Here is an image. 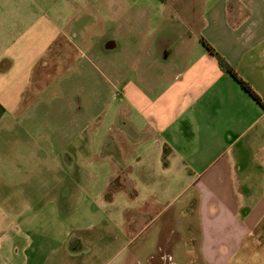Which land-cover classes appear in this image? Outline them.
Wrapping results in <instances>:
<instances>
[{
    "label": "crops",
    "instance_id": "obj_1",
    "mask_svg": "<svg viewBox=\"0 0 264 264\" xmlns=\"http://www.w3.org/2000/svg\"><path fill=\"white\" fill-rule=\"evenodd\" d=\"M151 1L0 0V264H264V0Z\"/></svg>",
    "mask_w": 264,
    "mask_h": 264
},
{
    "label": "rangeland",
    "instance_id": "obj_2",
    "mask_svg": "<svg viewBox=\"0 0 264 264\" xmlns=\"http://www.w3.org/2000/svg\"><path fill=\"white\" fill-rule=\"evenodd\" d=\"M77 1V4L81 7H86L84 4L85 3H88V7H90V11L91 13H87V14H81L82 16V26H84L89 34H92V35H99L98 38L99 39H102V38H106L110 35H115V33L118 34V32H120V29H119V25L116 24H113V25H106L104 24L102 26V22L105 23V20L107 19V17H109V11L107 12L106 11V5L108 4H113L115 5L114 7V10L110 11V14H112L111 16H116V12L118 10H116V6H121L122 3H125V2H130L131 4L134 3H142V2H145V3H150L152 2L151 0H141V1H138V0H76ZM137 6V5H136ZM86 9V8H85ZM98 20V21H97ZM94 22V23H97V24H93L91 25V23ZM99 25V26H98ZM83 27V28H84ZM99 27L101 28L102 27V30H98ZM163 27V26H162ZM112 28V29H111ZM168 28V26L166 27ZM103 35V36H102ZM63 86L65 85V90L64 92L60 93V96L65 100V103H68L66 104V110L65 112L63 113L64 114V121H60V127H63V125L65 124V121L67 123V127L68 124H72L73 121H74V106L73 103H74V100H75V95H73V92L74 90H77V89H80L78 93H81L83 94V90H81L82 88L79 87L81 84H62ZM83 87V86H82ZM48 98L49 100V110L50 113H51V116L54 117V116H57V114L55 113V108H57L58 104L53 100V90H49L48 93H45V98ZM61 99V100H63ZM88 112L87 114H91V113H94V110H91V106H88ZM86 113V112H85ZM86 115V114H85ZM55 127V126H53ZM39 155H42L41 153H39ZM28 173L30 174V178L33 179V182L34 181H37V179H40L41 178V174H42V169L39 168L37 165H34L32 169H28ZM36 183V182H34ZM41 186L40 185H33V188L35 189L34 191H36V189L40 188ZM42 202H39V204H41ZM46 203V202H44ZM56 203V202H55ZM35 205H38V202H34ZM22 206V202H20V205H19V208ZM41 206V205H40ZM53 208H55V206H52ZM45 220L46 218L43 217ZM45 220H43V223L45 222ZM160 222V220H157V222H155L153 224V227L155 228L157 226V224ZM38 226L42 225V223L39 221L38 222ZM156 225V226H155Z\"/></svg>",
    "mask_w": 264,
    "mask_h": 264
},
{
    "label": "trees",
    "instance_id": "obj_3",
    "mask_svg": "<svg viewBox=\"0 0 264 264\" xmlns=\"http://www.w3.org/2000/svg\"><path fill=\"white\" fill-rule=\"evenodd\" d=\"M203 45L205 46L208 53L213 56L218 65L221 67L222 70L227 71L231 73L241 84V86L249 93L251 94L255 99L260 101V97L256 94V92L253 90V88L245 82L242 78L238 76L236 71L231 67V65L225 60V58L218 53L213 46H211L207 41L204 39L202 40Z\"/></svg>",
    "mask_w": 264,
    "mask_h": 264
}]
</instances>
